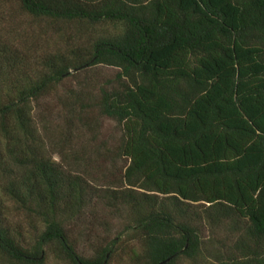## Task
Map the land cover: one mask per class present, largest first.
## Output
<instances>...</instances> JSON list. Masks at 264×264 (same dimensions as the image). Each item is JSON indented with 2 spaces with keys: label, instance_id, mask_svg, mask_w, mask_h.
I'll return each instance as SVG.
<instances>
[{
  "label": "trees",
  "instance_id": "trees-1",
  "mask_svg": "<svg viewBox=\"0 0 264 264\" xmlns=\"http://www.w3.org/2000/svg\"><path fill=\"white\" fill-rule=\"evenodd\" d=\"M6 3L0 264H264V0H17L87 28L37 53Z\"/></svg>",
  "mask_w": 264,
  "mask_h": 264
},
{
  "label": "rangeland",
  "instance_id": "rangeland-1",
  "mask_svg": "<svg viewBox=\"0 0 264 264\" xmlns=\"http://www.w3.org/2000/svg\"><path fill=\"white\" fill-rule=\"evenodd\" d=\"M7 11L8 13L11 15L12 19L15 22V25L19 24V28L17 29V31L14 32V41L15 40H19V42H23L26 39H30L32 41V45L30 46V48H33L36 50L35 53H37V51H39L41 48L43 50H46L45 44L49 43V45L51 47H53L54 43H55V38L59 39V36H63V37H69L74 35L76 32L78 33H82L85 37H87L88 35H86L85 30H87V28H79L77 24H57V23H53L50 20H36L35 22H31L33 21L32 18L26 17L24 14H21L18 8V4H17V0H7ZM14 30V27H13ZM112 31V30H111ZM91 35V34H90ZM35 42V44H34ZM41 47V48H40ZM71 87L75 88L72 84L69 86H66L64 89L62 88L60 90V93L62 94L64 91H69L71 89ZM53 118H56V114H53ZM113 128H115L113 122L111 121H104V127L103 130H113ZM56 158V157H55ZM123 165V161L119 160L118 162H116L115 166L117 167L116 171L118 172L119 167ZM111 169V168H109ZM100 207V206H99ZM98 207V208H99ZM8 214L9 217L13 219V221L15 223L20 224L21 219L24 220V218H20V217H15L14 215L20 216L17 212H15L11 207H8ZM107 214L106 211L102 212ZM105 216V215H104ZM19 219V220H18ZM91 221V218H82L80 225H86ZM114 223L111 224L109 226V228L113 229V233L114 232H118L119 230H121L122 226H123V221L121 218H118L117 220L113 221ZM21 225L24 226V229H26V225L21 222ZM99 229L101 231V227L99 226ZM27 230V229H26ZM204 235V234H203ZM83 246H81V248L83 247V251H86V255L90 256L91 255V250H89L87 244L85 243V241L82 242ZM133 245H138L137 242H134ZM138 248V247H137ZM47 263L46 264H61L58 260H56L55 258H53L51 255H48L47 257ZM127 262L125 261V257L124 255H121L120 257H116V259H113L111 261L110 264H126Z\"/></svg>",
  "mask_w": 264,
  "mask_h": 264
},
{
  "label": "water",
  "instance_id": "water-1",
  "mask_svg": "<svg viewBox=\"0 0 264 264\" xmlns=\"http://www.w3.org/2000/svg\"><path fill=\"white\" fill-rule=\"evenodd\" d=\"M165 261H163V262H161V263H159V264H163ZM105 264V263H104Z\"/></svg>",
  "mask_w": 264,
  "mask_h": 264
}]
</instances>
